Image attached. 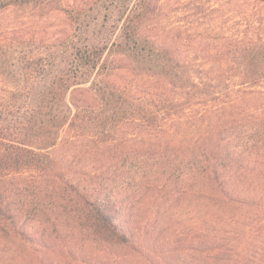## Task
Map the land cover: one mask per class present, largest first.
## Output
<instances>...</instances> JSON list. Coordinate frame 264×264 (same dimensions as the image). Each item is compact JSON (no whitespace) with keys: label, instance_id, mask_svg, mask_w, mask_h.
<instances>
[{"label":"trees","instance_id":"16d2710c","mask_svg":"<svg viewBox=\"0 0 264 264\" xmlns=\"http://www.w3.org/2000/svg\"><path fill=\"white\" fill-rule=\"evenodd\" d=\"M160 3L94 0L73 7L62 0H0V12L28 9L42 16L61 11L73 24L68 38L44 43L45 51L15 57L10 49H0V77L7 84L0 94V184L30 172L57 173L59 162L51 150L66 130L105 143L129 122L160 127L184 112L192 96L203 103L219 98L217 85L141 35ZM112 56H125L134 70L167 80L182 97L132 96L104 77L117 67ZM239 62L244 83L264 81V40L240 49ZM83 84H90L98 102L74 109L68 93ZM193 146L189 157L180 150L167 155L165 169L171 168L174 179L184 173L192 179L164 183L161 189H168L152 208L122 209L109 192L86 198L87 210L79 217L90 225L79 229V237L92 243L94 257L106 258L95 264H122L128 253L142 256L141 264H171L166 257H192L190 264H264V159L229 145L217 150ZM10 203L0 194V252L13 253L0 257V264H22L24 258L50 264L49 257L70 254L32 225L29 217L42 219L34 215L45 210L42 199L28 211Z\"/></svg>","mask_w":264,"mask_h":264},{"label":"rangeland","instance_id":"374dc122","mask_svg":"<svg viewBox=\"0 0 264 264\" xmlns=\"http://www.w3.org/2000/svg\"><path fill=\"white\" fill-rule=\"evenodd\" d=\"M62 1L67 6L84 7L94 0ZM72 31V22L61 11L42 16L28 9L0 12V44L4 45L0 49H10L15 57L45 51L44 43L64 40ZM141 35L169 48L198 77L217 85L219 98L203 103L192 96V104L184 112L160 127L129 122L105 143L70 136L72 132L66 130L65 139L51 150L59 162L57 173L41 176L30 172L1 183L4 200L20 210H35L33 201L43 200L45 210L34 212L42 219L29 217L32 225L44 229L48 242L70 252L49 257L50 264L106 261L105 257H94L92 243L79 237V229L90 225L79 217L87 210L86 200L99 192H109L122 209L132 205L138 212L152 208L155 198L168 189H161L164 183L192 179L187 173L174 179L171 168L165 170L169 166L167 155L174 151L189 157L187 149L193 145L210 150L229 145L251 151L250 156L259 153L256 159H264V81L256 85L244 83L239 62L240 49L264 40V0H161L158 13L144 25ZM110 60L117 67L104 77L132 96L182 97L181 91L167 80L134 70L125 56H112ZM6 85L0 77V94ZM68 101L74 109L98 102L90 84L72 88ZM81 245L84 247L80 249ZM115 250L122 251V246ZM0 257H13V253L0 252ZM123 257L128 258L122 264H141L144 260L137 253ZM131 258L134 259L130 261ZM166 258L171 264L192 261V257ZM21 261L39 264L26 258Z\"/></svg>","mask_w":264,"mask_h":264}]
</instances>
